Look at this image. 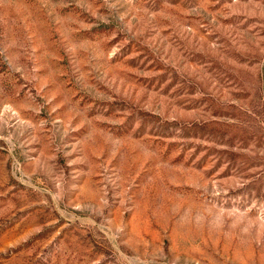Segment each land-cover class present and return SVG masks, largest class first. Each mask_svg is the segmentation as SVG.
<instances>
[{"label":"rangeland","instance_id":"374dc122","mask_svg":"<svg viewBox=\"0 0 264 264\" xmlns=\"http://www.w3.org/2000/svg\"><path fill=\"white\" fill-rule=\"evenodd\" d=\"M0 264H264V0H0Z\"/></svg>","mask_w":264,"mask_h":264}]
</instances>
